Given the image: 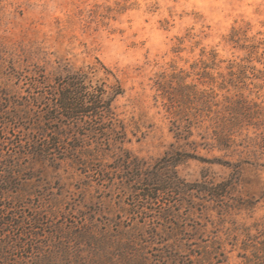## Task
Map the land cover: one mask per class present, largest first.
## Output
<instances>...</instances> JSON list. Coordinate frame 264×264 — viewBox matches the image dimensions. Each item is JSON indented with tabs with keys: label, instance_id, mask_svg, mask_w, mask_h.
Returning a JSON list of instances; mask_svg holds the SVG:
<instances>
[{
	"label": "rangeland",
	"instance_id": "374dc122",
	"mask_svg": "<svg viewBox=\"0 0 264 264\" xmlns=\"http://www.w3.org/2000/svg\"><path fill=\"white\" fill-rule=\"evenodd\" d=\"M99 63L110 72L107 84L119 85L121 90L112 106L125 127L124 148L150 162L170 144L191 151L189 142L203 144L201 134L207 124L203 121L200 129L203 95H210L211 111L224 104V97L237 92L264 105V0H0V88L7 96L11 91L25 95L27 80L38 79L32 77L35 68L43 69L47 80H53L56 68L86 69ZM231 64L233 71L244 69L248 78L220 80V74L227 77ZM163 92L174 100V110L177 104L182 106L180 125L183 129L189 126L188 138L175 139L172 129L177 117L167 111ZM245 127L243 133H257L252 126ZM5 129L12 134L22 131L12 124ZM203 146H198V155H223V151ZM256 153L264 164V149ZM177 172L190 182L207 174L214 183L231 173L219 164L195 159L180 163ZM95 178H85L65 165L57 171L48 167L37 177L21 180L19 194L30 206L24 208V214L40 200L55 197L58 200L48 216L60 232L73 224L114 234V219L121 226H143L140 239L131 245L133 258L142 264H161L157 259L164 250L175 255L174 264H200L204 246L211 250L216 228L224 231L232 226L231 221L249 226L264 220V165L245 166L230 196L234 206L240 201L243 205L240 209L232 206L226 216L230 222L219 225L212 202L194 197L180 204V197L170 196L148 203L117 188L118 179L114 186L108 181L97 189ZM161 201L171 207L165 219H158ZM153 226L161 234L154 242L148 234ZM221 231L216 234L223 238ZM58 236L51 245L63 243ZM63 241L62 251L46 264H127L115 254L94 253L84 240ZM223 248L226 260L219 264L242 262L238 249L229 251L226 243ZM217 258L223 256L212 252L208 261L215 263Z\"/></svg>",
	"mask_w": 264,
	"mask_h": 264
},
{
	"label": "trees",
	"instance_id": "16d2710c",
	"mask_svg": "<svg viewBox=\"0 0 264 264\" xmlns=\"http://www.w3.org/2000/svg\"><path fill=\"white\" fill-rule=\"evenodd\" d=\"M233 66L228 67L227 77L219 75L220 80L248 78L244 69L233 71ZM54 71L53 80H47L44 70L35 68L32 77L38 79L27 80L25 95L11 91L7 96L6 90L0 88V264H46L62 251L63 246H60L65 238L84 240L96 254L107 257L115 254L125 259L127 264H142L133 258L135 254L131 253V245L134 239L137 240L138 233L142 235L145 231L143 226H121L114 219L111 220L114 234L105 229L86 230V226L73 224L66 232H60L61 228L58 229L48 216L52 214V206L56 205L54 201L58 200L55 197L53 200H40L35 208H30V213L24 214V208L30 206L19 194L21 180L37 177L48 167L57 171L66 165L85 178L95 176L97 189L107 186L105 183L108 181L114 186L115 179H118L117 188L148 203H157L159 199L170 196L180 197V204H184L186 198L191 200L194 197L212 202V207L217 210V225L228 221L226 216L232 206L240 209L243 205L240 201L239 206H234L230 201L234 199L230 196L245 166L256 168L264 165L260 162L261 154L256 153L264 149V105L247 100L237 92L233 97H224V104L211 111L210 95H203L200 100V129L201 123L207 121L201 134L203 144L189 142L191 151L170 144L159 158L150 162L123 147L127 142L125 127L112 106L113 99L121 90L119 85L107 84L110 72L102 64L76 70L65 66ZM100 73L103 74L101 77ZM165 93L163 96L168 99L166 109L177 117L173 121L174 137L176 140L186 139L191 131L187 130L188 125L186 129L180 125L182 106L177 104L174 110V100ZM219 105L215 103V106ZM11 124L22 131L16 134L6 131V126ZM249 125L257 132L254 136L242 132ZM200 145L208 150L223 151V155L212 158L198 155ZM188 159L219 164L230 169L231 173L229 178L216 183L207 174H202L199 181H186L179 176L177 166ZM36 164L39 165L37 168ZM44 207L47 211L43 210ZM201 207L207 209L205 205ZM141 208L144 209L143 206ZM159 208L158 219L170 216L171 207L166 201L160 203ZM230 224L232 226L224 231L215 229L209 245L211 250H207V245L202 248L200 264L225 262V243L230 245L229 251L238 249L237 256L242 258L240 264H264V220L249 226L235 225L234 221ZM218 231L222 232L223 238L217 237ZM58 232L61 233L59 236ZM148 234L152 242L161 237L156 226ZM56 235L63 243L51 245ZM212 252L223 258L210 263ZM157 261L174 264L176 260L174 254L164 250Z\"/></svg>",
	"mask_w": 264,
	"mask_h": 264
}]
</instances>
